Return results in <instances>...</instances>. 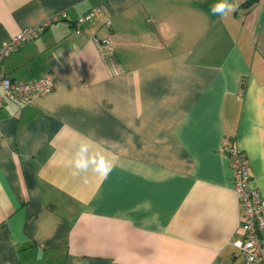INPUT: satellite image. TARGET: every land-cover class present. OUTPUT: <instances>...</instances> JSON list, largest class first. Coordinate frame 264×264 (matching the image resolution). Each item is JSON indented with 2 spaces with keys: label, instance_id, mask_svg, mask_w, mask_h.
Instances as JSON below:
<instances>
[{
  "label": "crops",
  "instance_id": "crops-1",
  "mask_svg": "<svg viewBox=\"0 0 264 264\" xmlns=\"http://www.w3.org/2000/svg\"><path fill=\"white\" fill-rule=\"evenodd\" d=\"M246 1L220 17L217 0H0V46L64 13L0 59V75L55 82L0 106V264H244L218 148L232 138L264 197V0ZM85 140L106 179L72 174Z\"/></svg>",
  "mask_w": 264,
  "mask_h": 264
},
{
  "label": "built area",
  "instance_id": "built-area-1",
  "mask_svg": "<svg viewBox=\"0 0 264 264\" xmlns=\"http://www.w3.org/2000/svg\"><path fill=\"white\" fill-rule=\"evenodd\" d=\"M102 11L95 7L78 17L72 23V32L80 34L82 28ZM64 13L54 15L36 27L26 28L11 37L0 46V59L5 58L16 51L23 44L32 41L51 25L60 21ZM106 26L109 25L107 20ZM93 43L100 49L103 57L110 55L109 39L93 37ZM54 75H44L19 82L0 75V106L6 102L21 104L31 103L35 98L50 93L54 88ZM224 154L233 174V190L237 197L240 221L239 234L232 241V245L238 250L244 264H264V197L251 185L246 155L234 146L232 138L223 137L218 148Z\"/></svg>",
  "mask_w": 264,
  "mask_h": 264
},
{
  "label": "clouds",
  "instance_id": "clouds-1",
  "mask_svg": "<svg viewBox=\"0 0 264 264\" xmlns=\"http://www.w3.org/2000/svg\"><path fill=\"white\" fill-rule=\"evenodd\" d=\"M237 8L238 4L232 0H217L215 4L210 6L209 11L214 16L224 17L236 11ZM112 167V163L101 154L93 152L90 143L85 140L81 141L76 150L72 174L80 175L91 168L101 179H106Z\"/></svg>",
  "mask_w": 264,
  "mask_h": 264
},
{
  "label": "trees",
  "instance_id": "trees-1",
  "mask_svg": "<svg viewBox=\"0 0 264 264\" xmlns=\"http://www.w3.org/2000/svg\"><path fill=\"white\" fill-rule=\"evenodd\" d=\"M255 0H247L245 2V5L249 6L250 4H252Z\"/></svg>",
  "mask_w": 264,
  "mask_h": 264
}]
</instances>
